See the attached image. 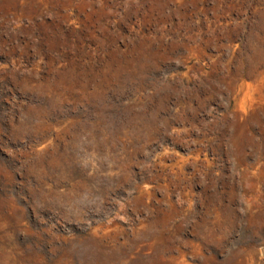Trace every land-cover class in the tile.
I'll return each mask as SVG.
<instances>
[{
    "label": "rangeland",
    "instance_id": "374dc122",
    "mask_svg": "<svg viewBox=\"0 0 264 264\" xmlns=\"http://www.w3.org/2000/svg\"><path fill=\"white\" fill-rule=\"evenodd\" d=\"M0 264H264V0H0Z\"/></svg>",
    "mask_w": 264,
    "mask_h": 264
}]
</instances>
